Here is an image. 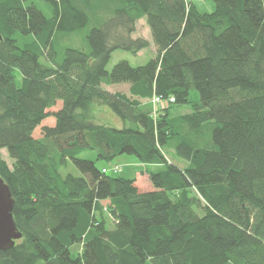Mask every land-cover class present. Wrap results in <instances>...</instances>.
Returning <instances> with one entry per match:
<instances>
[{"label": "trees", "instance_id": "16d2710c", "mask_svg": "<svg viewBox=\"0 0 264 264\" xmlns=\"http://www.w3.org/2000/svg\"><path fill=\"white\" fill-rule=\"evenodd\" d=\"M212 2L0 0V178L21 234L0 264H264V0ZM139 19L154 57L108 71L149 47ZM122 154L157 166L151 191L96 165Z\"/></svg>", "mask_w": 264, "mask_h": 264}, {"label": "rangeland", "instance_id": "374dc122", "mask_svg": "<svg viewBox=\"0 0 264 264\" xmlns=\"http://www.w3.org/2000/svg\"><path fill=\"white\" fill-rule=\"evenodd\" d=\"M186 1L194 3L195 5H197L198 9L201 12L209 13V12L213 11V8H214L212 0H186ZM132 35L134 38H143V39L148 40V41L150 40L149 47L147 49L142 50L139 55H132L128 52L121 51V50L115 51L112 54L110 62L107 66L108 71H110L112 69V67L117 62H119L121 60H125L131 66L137 67V66L144 65L150 58L154 57L155 46L152 42V39L150 37L149 28L146 25V22L144 19H139L136 22V28H135V31ZM74 45L76 47L81 46V45L78 46L76 40L74 41V44H72L71 46H74ZM41 61L44 63L43 59H41ZM17 81H18V83L20 81L19 75L17 77ZM118 85L119 84H114L113 86H115V87H112V88L119 90L120 92L124 91L123 85H121V86L120 85L118 86ZM189 99L191 101H194V102H196L198 100V93L196 90H194V89L190 90ZM60 106H61V104H60V102H58L57 105L53 109H51V111L58 109ZM148 106L150 107V108H148V110L152 112L154 110L153 104L151 102H149ZM166 107H167V105H165L161 109L165 110ZM91 108H93V110L96 111L93 114L91 112L92 119L94 122H96V123L99 122L100 124H104V125H107L110 127L118 128L117 123H114V122H115V120H119V118L115 114H113L109 110L108 107L93 105ZM188 109H190L188 105L175 106L173 108L174 112L178 113V114H183ZM108 112L110 114H113L114 117L110 116V114ZM53 124L54 123H53L52 118L45 119L41 123V125L37 129H35L34 137H38L40 135V129L42 126H45V125L51 126ZM1 152H2L3 158L7 162L11 161L9 159V157L7 156L5 149H2ZM165 155L167 156V159L169 160V162H172L179 167L184 166V162H181L178 159H175L172 155V152H169V153L166 152ZM89 157L91 159L95 158V156L93 154H91ZM96 165L99 168H101V167L107 168L108 171H110L111 173H114V175H116V176H120V177L128 178V179H134L135 177L141 175L142 170H144L142 164L136 159V157L133 155H128V154H122V155L117 156L110 164H106V163L101 162V161H96ZM66 171H68L69 173H72L74 175H77V176L80 175L79 171L72 165H70ZM66 171L64 170V172H66ZM146 264H152V263L148 260L146 262Z\"/></svg>", "mask_w": 264, "mask_h": 264}, {"label": "water", "instance_id": "95a60500", "mask_svg": "<svg viewBox=\"0 0 264 264\" xmlns=\"http://www.w3.org/2000/svg\"><path fill=\"white\" fill-rule=\"evenodd\" d=\"M2 39L0 34V40ZM13 200L8 186L0 178V251H5L21 238L12 217Z\"/></svg>", "mask_w": 264, "mask_h": 264}, {"label": "crops", "instance_id": "0c3cea01", "mask_svg": "<svg viewBox=\"0 0 264 264\" xmlns=\"http://www.w3.org/2000/svg\"><path fill=\"white\" fill-rule=\"evenodd\" d=\"M133 37V35H132ZM134 38V37H133ZM141 53V51L139 53H137L136 55H139ZM120 86L123 85V88H124V91L120 92L119 90H116V89H113L112 87H115L113 85H107V86H103L104 89H106L107 91L111 92V93H116V92H119V93H123V94H126V95H129V85L128 84H119ZM118 85V86H119ZM143 103H145V101H143ZM92 112L95 113L96 111L93 110V108H91ZM187 111H185V113H187ZM109 113V112H108ZM110 114V113H109ZM184 114V113H183ZM110 116L114 117L113 114H110ZM99 123V122H97ZM114 123H117V126L118 128H121L122 127V121L119 119V120H115ZM143 166V169L145 170L146 168H156L157 166H153V167H146L142 164ZM143 171V170H142ZM142 178V179H141ZM135 179V186L137 187L138 191L139 192H146V191H151L152 190V187H151V184L148 180V177L146 176L145 173H142L141 172V175L137 176L134 178ZM103 204H106L108 203V201H103L102 202ZM76 248V247H75ZM73 248V249H75Z\"/></svg>", "mask_w": 264, "mask_h": 264}, {"label": "built area", "instance_id": "2783aa9c", "mask_svg": "<svg viewBox=\"0 0 264 264\" xmlns=\"http://www.w3.org/2000/svg\"><path fill=\"white\" fill-rule=\"evenodd\" d=\"M172 100V99H171ZM151 103L153 104L154 110L152 111V114H156L157 110L163 108L167 103L163 100H161L159 97H153L151 100ZM102 172H108L107 169H103Z\"/></svg>", "mask_w": 264, "mask_h": 264}]
</instances>
